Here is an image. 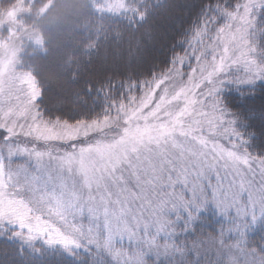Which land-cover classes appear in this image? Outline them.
I'll return each instance as SVG.
<instances>
[{
    "label": "snow or ice",
    "instance_id": "obj_1",
    "mask_svg": "<svg viewBox=\"0 0 264 264\" xmlns=\"http://www.w3.org/2000/svg\"><path fill=\"white\" fill-rule=\"evenodd\" d=\"M59 7L0 0V264H264V0Z\"/></svg>",
    "mask_w": 264,
    "mask_h": 264
},
{
    "label": "trees",
    "instance_id": "obj_2",
    "mask_svg": "<svg viewBox=\"0 0 264 264\" xmlns=\"http://www.w3.org/2000/svg\"><path fill=\"white\" fill-rule=\"evenodd\" d=\"M44 0H36L37 4L43 3ZM52 2L55 3L57 6L55 14H60L63 16L62 11L60 10V5L70 2V3H77L78 0H52ZM180 11H184V6L183 4L180 5ZM61 28L62 31L60 33V39L63 45L66 46V49L68 52L71 51L72 45L74 44L75 40L78 38L73 29L76 28V19L75 16H68L66 18H63L61 20ZM166 55V49L160 48L158 49V60L157 62H160L164 59V56ZM201 218L203 220V227L205 230L203 232L198 231L196 234L193 233H187L183 235L182 239L187 241L189 246H191L194 242L199 246L198 250L201 253V260L205 261L206 264H215V261L217 260L213 256V251L211 252L206 251L205 249L207 248V245L214 244L215 243L209 238L210 232L218 234L219 231V226L224 222V218L220 217L217 215V213L211 209L208 208L206 212H203L201 214ZM199 227V226H198ZM259 233L253 234V238H255ZM257 247H259L257 245ZM216 246H215V250ZM261 251H264V249H261Z\"/></svg>",
    "mask_w": 264,
    "mask_h": 264
},
{
    "label": "rangeland",
    "instance_id": "obj_3",
    "mask_svg": "<svg viewBox=\"0 0 264 264\" xmlns=\"http://www.w3.org/2000/svg\"><path fill=\"white\" fill-rule=\"evenodd\" d=\"M32 2V0H29V3H31ZM209 208H211V209H213L215 212H216V210L213 208V207H209ZM218 215V214H217ZM219 216V215H218ZM220 217H222V216H220ZM223 218V217H222ZM206 251H209V252H211V250L213 251V256L216 258V259H218V255H217V251H214L215 250V245L212 243V244H210V245H207V248L205 249Z\"/></svg>",
    "mask_w": 264,
    "mask_h": 264
}]
</instances>
